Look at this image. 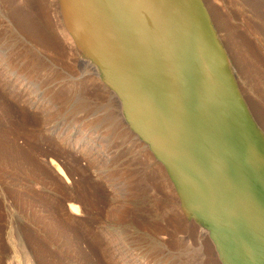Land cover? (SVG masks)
Here are the masks:
<instances>
[{
	"label": "bare ground",
	"instance_id": "bare-ground-1",
	"mask_svg": "<svg viewBox=\"0 0 264 264\" xmlns=\"http://www.w3.org/2000/svg\"><path fill=\"white\" fill-rule=\"evenodd\" d=\"M6 1L15 23L10 30L29 44L24 57L33 55L31 65L45 70V76L54 71L62 75L56 60L71 51L72 57H86L75 60L81 76L64 77L70 83L54 91L55 99L78 92L85 74L94 81L104 72L106 93L125 113L129 126L121 122L134 135L140 133L141 142L148 141L164 163L169 178L162 167L157 169L156 187H168L171 203L201 226L195 237L200 249L206 238L213 240L217 255L211 254L212 262L219 258L223 264H264V140L230 82V59L215 37L213 19L202 0H59L58 5V0ZM51 10L57 13L56 22ZM9 75L4 79L11 97L35 109L44 107L46 114L49 106L34 95L31 76ZM53 75L50 84L55 82ZM11 102L5 103L7 109ZM18 108L30 117L26 107ZM44 119L38 129L54 138L31 133L26 144H19L16 136L0 144L9 151H64L67 146L80 154L92 151L90 140L71 137ZM52 164L64 175L53 159ZM72 196L57 199L51 207L76 222L82 209ZM27 262L37 264L30 254Z\"/></svg>",
	"mask_w": 264,
	"mask_h": 264
},
{
	"label": "rangeland",
	"instance_id": "rangeland-1",
	"mask_svg": "<svg viewBox=\"0 0 264 264\" xmlns=\"http://www.w3.org/2000/svg\"><path fill=\"white\" fill-rule=\"evenodd\" d=\"M202 3L231 62L226 64L233 83L230 87L232 84L244 99L264 140V0ZM9 7L6 0H0V140L16 136L19 144H26L31 133L54 138L53 133L38 129L37 123L46 118L71 137L90 140L92 151L80 154L68 146L64 151L46 153L9 151L6 144H0V264H29L27 254L37 264H223L219 258L215 263L211 260V254L217 252L210 237L200 249L195 237L201 226L171 203L170 189L156 187L157 169L162 167L168 177L164 163L148 141L141 142L140 133L137 137L126 128L125 113H120L106 93L104 72L100 71L94 81H88L85 74L78 92L72 91L64 100L55 99L54 91L66 89L70 83L64 77L69 73L81 76L75 60L86 57L78 53L74 58L71 51V57L55 59L63 77L53 75L55 71L45 76V70L31 65L33 55L24 57L29 44L21 43L10 30L15 23ZM50 15L56 22L55 10ZM226 21L231 23L229 27L224 26ZM11 73L31 76L34 95L49 106L47 115L44 107L35 109L11 97L4 79ZM52 75L54 84H50ZM7 102L12 104L10 109L5 107ZM17 106L26 107L31 118L22 116ZM52 159L64 175L57 172ZM66 196L81 206L76 222L68 213L51 207ZM180 238L185 240L182 244Z\"/></svg>",
	"mask_w": 264,
	"mask_h": 264
}]
</instances>
